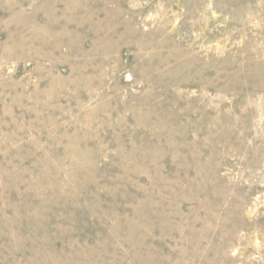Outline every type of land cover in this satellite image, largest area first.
Segmentation results:
<instances>
[{
	"label": "rangeland",
	"instance_id": "374dc122",
	"mask_svg": "<svg viewBox=\"0 0 264 264\" xmlns=\"http://www.w3.org/2000/svg\"><path fill=\"white\" fill-rule=\"evenodd\" d=\"M0 264H264V0H0Z\"/></svg>",
	"mask_w": 264,
	"mask_h": 264
}]
</instances>
